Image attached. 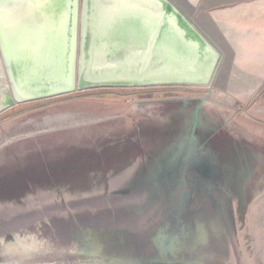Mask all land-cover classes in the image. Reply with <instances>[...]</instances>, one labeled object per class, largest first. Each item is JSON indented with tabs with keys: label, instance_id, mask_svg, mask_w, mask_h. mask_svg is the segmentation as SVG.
<instances>
[{
	"label": "water",
	"instance_id": "obj_1",
	"mask_svg": "<svg viewBox=\"0 0 264 264\" xmlns=\"http://www.w3.org/2000/svg\"><path fill=\"white\" fill-rule=\"evenodd\" d=\"M220 60L172 0H0V114L88 90L210 87ZM181 210L204 249L191 232L167 235ZM116 233L148 241L146 258L154 239L166 256L195 249L196 264H264V116L142 89L0 126V264H138Z\"/></svg>",
	"mask_w": 264,
	"mask_h": 264
},
{
	"label": "crops",
	"instance_id": "obj_2",
	"mask_svg": "<svg viewBox=\"0 0 264 264\" xmlns=\"http://www.w3.org/2000/svg\"><path fill=\"white\" fill-rule=\"evenodd\" d=\"M172 1L221 54L212 85L192 87L202 89L192 92L203 101L252 109V99L264 93V0ZM148 29L150 34L151 18ZM157 30L154 20L152 33L157 35Z\"/></svg>",
	"mask_w": 264,
	"mask_h": 264
},
{
	"label": "flooded vegetation",
	"instance_id": "obj_3",
	"mask_svg": "<svg viewBox=\"0 0 264 264\" xmlns=\"http://www.w3.org/2000/svg\"><path fill=\"white\" fill-rule=\"evenodd\" d=\"M199 135V133H197ZM191 140H196L198 141V146H201L204 148V150L206 152H211L212 145L210 143L205 142L204 140H201V138H198L196 136L195 137H191ZM202 142V143H200ZM193 144V143H192ZM191 144V145H192ZM195 145V144H194ZM194 145H192L194 147ZM197 153V152H196ZM187 183H183L180 187H179V200H181L180 198L182 197V195L180 194H185V190L184 188H186ZM182 189V190H180ZM185 192V193H184ZM183 210H181L180 212H178V218L175 220L176 226L175 229L171 232L169 229L170 227H166L162 232L167 234V231H170L169 234L167 235H178L181 232H187V233H192V235H195L196 237H200V239H197L195 242H193V246L194 247H201V249H204L205 247V243L202 240V236L201 234L198 232V229L195 225H193V218H192V213L187 214L185 213V215H182L183 213H181ZM184 212V211H183ZM195 226V227H194ZM103 237V236H102ZM171 237V236H170ZM107 238V237H103ZM113 238H115V240H112L110 243H120V245H123V248L126 252L127 255L130 254H139V256L142 258L140 262L137 261L138 264H196L192 261H190V259H192V257H194L193 255L198 256L197 251L194 249L193 251L190 249H185L184 250V254L181 255V258H178L176 256L170 255V256H166V255H162L159 252L158 246H156L154 239H152V244H154L155 247V252L153 253V255H150L149 258H146V254H149L148 252V241L146 240H142L141 236H134V235H123L121 233H116L113 235ZM84 239V238H83ZM88 241V239L85 236L84 241ZM196 247V248H197ZM122 249V247H119ZM45 250H40L38 251L36 254H33L34 258L40 257L39 253H45ZM196 251V252H195ZM38 254V255H37ZM43 255V254H42ZM41 255V256H42ZM89 259L84 261L85 264H105L109 258L107 256H98L96 254H92L89 255ZM32 257V259H33ZM98 258V259H96ZM195 258V257H194ZM138 260V259H137ZM127 263V262H126ZM206 264H208V262H206Z\"/></svg>",
	"mask_w": 264,
	"mask_h": 264
},
{
	"label": "rangeland",
	"instance_id": "obj_4",
	"mask_svg": "<svg viewBox=\"0 0 264 264\" xmlns=\"http://www.w3.org/2000/svg\"><path fill=\"white\" fill-rule=\"evenodd\" d=\"M6 88V83L4 80V75L3 72L0 68V101L3 98V91ZM142 89H159V90H163V91H167V92H171V93H175V94H179V95H183V96H187V97H191V98H195V99H199L201 100V98H199L200 96H197L196 93L192 92V91H202L201 88H192L190 86H168V87H155V88H138V89H96V90H88L85 92H78V93H74V94H70L68 96H64V97H59V98H53L47 101H43V102H38V103H30V104H21V105H17L15 107H12L4 112H2L0 114V126L4 123H6L7 121L11 120L12 118L16 117L17 115L21 114V113H25L34 109H38L44 106H48L57 102H61L67 99H71L77 96H81L87 93H98V92H113V91H127V90H142ZM195 95H194V94ZM202 94V92L200 93ZM263 96H261L259 99L255 100V98L252 99V109L251 107L245 106V107H241L238 108L236 106H234L233 104L230 105H223V106H227V107H231V108H235V109H239V110H243V111H247V112H251V113H255V114H259V115H263L264 116V93H262ZM213 103V101L211 102ZM215 103V102H214Z\"/></svg>",
	"mask_w": 264,
	"mask_h": 264
},
{
	"label": "bare ground",
	"instance_id": "obj_5",
	"mask_svg": "<svg viewBox=\"0 0 264 264\" xmlns=\"http://www.w3.org/2000/svg\"><path fill=\"white\" fill-rule=\"evenodd\" d=\"M7 95H4V98L6 97Z\"/></svg>",
	"mask_w": 264,
	"mask_h": 264
}]
</instances>
